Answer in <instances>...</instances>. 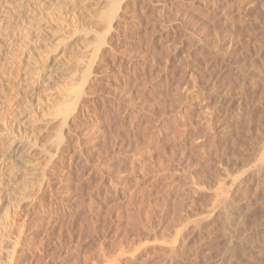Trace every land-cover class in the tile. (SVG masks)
I'll use <instances>...</instances> for the list:
<instances>
[{"label":"rangeland","instance_id":"rangeland-1","mask_svg":"<svg viewBox=\"0 0 264 264\" xmlns=\"http://www.w3.org/2000/svg\"><path fill=\"white\" fill-rule=\"evenodd\" d=\"M60 2L0 90V264H264V0Z\"/></svg>","mask_w":264,"mask_h":264},{"label":"bare ground","instance_id":"bare-ground-1","mask_svg":"<svg viewBox=\"0 0 264 264\" xmlns=\"http://www.w3.org/2000/svg\"><path fill=\"white\" fill-rule=\"evenodd\" d=\"M52 1L53 2H56V1L59 2L61 0H0V90L2 89V87H7L5 85V83L7 81L6 80L7 76L8 75L10 76V73H12V72H14V73L17 72L18 74L21 73V75L19 77V80L22 79L21 81L28 82V83L32 84L33 86L36 85V88L33 87V89H30V92H27V93H28V97H30L29 99H32V100L33 99L34 100L37 99V97H36L37 94L36 93H37V90L39 89V88L37 89V87H38V85H39V83L41 81V80H39V78L41 76H43V72L46 69V66L41 65V62L44 63L45 60H44V62L43 61L39 62L38 58L39 57L42 58V55H41V53H38L37 50H36L37 54H40V56L37 55L39 57L38 58H34V59L38 60V61L35 60V61L38 62V63L36 62L35 64H37V65L39 64V65L36 66L33 63L32 64L33 67L29 66L32 63V61H30V59H33L32 54H33V52H35V50H33V49L36 48V46L38 44L40 45L41 42L40 43L38 42V40H40L39 38H43L42 36L44 35V33H46L48 30H51V28H53V26L50 23L49 19H52V18L55 19L54 18L55 16L58 17V15H60L63 19L61 21L59 20L57 23L60 26L59 28L61 30L63 29L65 24H67V22L70 21L69 19H71L69 17L66 18L69 14L58 13V10L61 7H63V6H61L63 2L62 3L60 2L61 3L60 5H54V7H53L52 6L53 4L52 5L50 4ZM113 4L116 5V3H113ZM115 5H113L115 9L112 8L113 7L112 4L110 5L109 9L110 10L114 9L113 11L111 10L110 13H109V17L110 18L112 16V14L114 13V11L116 10ZM50 17H52V18H50ZM57 17H56L55 20H57ZM102 18H104V17H102ZM53 19H52V21H53ZM73 20H74V18H73ZM73 20L71 19L72 22H73ZM72 22H69V23H72ZM67 25H66V27H67ZM56 28H58V27H56ZM59 28H58V32H63V30L60 31ZM48 32L52 33V31H48ZM58 32L54 33V35H57V34L59 35ZM22 35H27L28 38L31 35V37L28 40H26V36L23 37ZM45 35H47V34H45ZM100 37H101V35H100ZM24 38H25V40H24ZM51 39H53V37ZM58 39H59V37H58ZM24 47L25 48L29 47L28 48V52H27V54H28L27 57H28L29 60L28 59L24 60V61H26V63H23V65H25V66H23L19 70H16L15 69V67L17 66V61L16 60H18V59H16V60L14 59L15 57H17L16 54L18 52H16V51L19 50L18 48H24ZM34 57H36V53H35ZM34 59H33V61H34ZM27 63H28V65L26 66ZM87 68L89 70V67H87ZM27 69H29V70H27ZM85 71H87V70H85ZM17 78H18V76H17ZM19 80H18V82H19ZM85 82H86V76H85V78L81 79V82L79 81V83L78 82L76 83L78 85H75L76 87L72 88V89H74L73 91L74 92L76 91V93L78 95H80V93L82 92V89H83V84ZM9 84H10V81H9ZM28 87H30V86H28ZM70 91H71V89H70ZM25 92H24V94L27 95V93H25ZM9 93H11V92H9ZM71 105H72V103H71ZM27 109H29V108H27ZM65 114H67V113H65ZM1 117H2V115H1ZM62 118H64V116ZM6 120L9 121V119H6ZM11 121H12V119H11ZM15 121L16 120L13 119V122H12L13 125H18V123H17L18 120H17V122H15ZM3 124H4V121H3ZM61 125H62V123H61ZM3 129H5L6 131L3 130V132H2V130H0V134H1V136H0V172L3 171L4 165L6 164L5 162L6 161L8 162L9 155H12V154L15 155L16 152L19 151V148H20V146H17V144H16L17 143V138L15 137V134L13 132H10L8 130V127L7 128L3 127ZM58 137H59V135H58ZM4 177L5 176H1V174H0V180L2 178H4ZM2 196L3 195L1 194L0 198Z\"/></svg>","mask_w":264,"mask_h":264}]
</instances>
